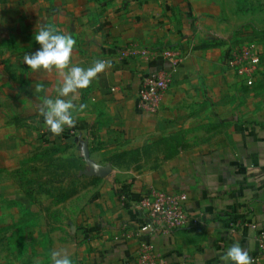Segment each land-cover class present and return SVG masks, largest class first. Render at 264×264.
I'll return each mask as SVG.
<instances>
[{"label":"crops","instance_id":"obj_1","mask_svg":"<svg viewBox=\"0 0 264 264\" xmlns=\"http://www.w3.org/2000/svg\"><path fill=\"white\" fill-rule=\"evenodd\" d=\"M198 4L200 0H119L102 13L93 9L86 14L88 35L73 37L72 63L88 67L104 60L108 66L74 101L77 107L86 106L76 113V128L66 126L58 136L68 139L80 129L88 138L97 130L104 145L101 157L136 149L146 159L143 171L133 178L122 177L115 186L114 175L100 184L104 188L95 198L88 241L84 228L75 224L65 228L56 220L54 227L42 226L39 264H52L53 251L69 255L73 264H137L143 239L165 264H224L221 257L234 243L248 251L251 264H264L258 246L264 230V114L255 116L251 102L235 103L229 113L223 85L225 70L238 79L236 95L241 86L255 90L262 85L263 72L260 81L248 87L225 68L223 47L217 46L215 38L229 37ZM81 23L77 17L73 27H83ZM13 29L14 34L19 32L17 26ZM27 39L24 51L32 54L40 45L34 38ZM7 41L8 46L21 48L16 38ZM134 47L150 53L151 59L121 58L124 49ZM167 49L183 53L180 69L159 113L141 112L136 108L141 78L166 64ZM53 71L55 78L48 81L46 71L28 70L41 76L42 85L55 87L50 98L56 97L61 80ZM147 187L185 193L190 212L204 215L200 225L170 235L143 233V218L118 200V190L137 196ZM231 222L236 230L229 236Z\"/></svg>","mask_w":264,"mask_h":264},{"label":"rangeland","instance_id":"obj_2","mask_svg":"<svg viewBox=\"0 0 264 264\" xmlns=\"http://www.w3.org/2000/svg\"><path fill=\"white\" fill-rule=\"evenodd\" d=\"M118 1L0 0V264H39L42 226L54 227L56 220L65 228L74 224L84 228L83 237L88 241L92 228L89 223L95 219V198L104 188L100 185L103 180L115 175L118 186L120 178L132 177L142 170L146 158L139 156L136 149L107 157L98 155L104 145L97 130L88 138L80 129H77L80 133L72 129L74 133L68 139L58 135L49 138L41 108L36 105L53 97L55 93L50 92L55 87L42 85L41 76L29 73L30 68L23 62L27 54L24 43L27 38H34L37 27L52 26L72 37L88 35L84 26L89 18L86 14L93 9L102 13L108 4ZM200 3L201 12L213 22H220L229 37L215 38L217 46L223 47V56L229 46L253 44L263 58L262 85L255 90L241 86V93L236 95L238 79L224 70L225 110L228 107L230 113L235 103L251 102L253 114L262 116L264 0H200ZM77 17L83 27H73ZM12 26H17L19 32L14 34L15 29L11 32ZM7 38H16L21 48L8 46ZM53 72H47L44 79H54ZM103 169L110 170L105 178L100 177ZM30 229L34 232L27 234Z\"/></svg>","mask_w":264,"mask_h":264},{"label":"built area","instance_id":"obj_3","mask_svg":"<svg viewBox=\"0 0 264 264\" xmlns=\"http://www.w3.org/2000/svg\"><path fill=\"white\" fill-rule=\"evenodd\" d=\"M121 58H141L150 60L151 54L137 48H126ZM184 55L181 51L167 49L164 59L166 64L147 72L140 82L136 96V108L151 115L159 113L165 94L174 83ZM262 56L253 45L229 46L226 49L224 66L233 72L246 86H255L263 72ZM118 198L125 206H130L137 216H141L144 224L141 231L145 234L159 231L163 235L195 228L203 220V214H192L187 206L188 197L185 193H166L154 187L142 189L140 194L133 196L130 190L120 188ZM236 225L228 227L229 236L234 234ZM259 253L264 255V230L258 236ZM137 264H165L158 256L147 239L140 242Z\"/></svg>","mask_w":264,"mask_h":264},{"label":"clouds","instance_id":"obj_4","mask_svg":"<svg viewBox=\"0 0 264 264\" xmlns=\"http://www.w3.org/2000/svg\"><path fill=\"white\" fill-rule=\"evenodd\" d=\"M34 40L40 47L32 54H25L23 62L33 72L55 70L61 77L56 97L45 98L40 109V115L48 131L60 135L66 126H74L76 113L86 107L85 105L77 107L74 103L80 91L89 88L108 64L104 60H96L88 67L72 63L75 39L71 35L61 34L52 26L37 27ZM221 260L224 264H251L248 251L239 243L231 245ZM51 262L73 264L71 257L60 251L51 253Z\"/></svg>","mask_w":264,"mask_h":264},{"label":"water","instance_id":"obj_5","mask_svg":"<svg viewBox=\"0 0 264 264\" xmlns=\"http://www.w3.org/2000/svg\"><path fill=\"white\" fill-rule=\"evenodd\" d=\"M109 174H110V170H109V169H103V170H100V177H101V178H105V177H107Z\"/></svg>","mask_w":264,"mask_h":264}]
</instances>
